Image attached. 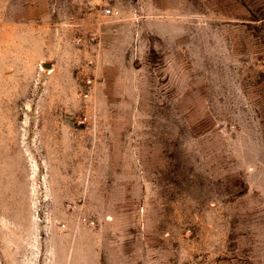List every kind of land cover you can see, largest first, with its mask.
Wrapping results in <instances>:
<instances>
[{
    "label": "rangeland",
    "instance_id": "1",
    "mask_svg": "<svg viewBox=\"0 0 264 264\" xmlns=\"http://www.w3.org/2000/svg\"><path fill=\"white\" fill-rule=\"evenodd\" d=\"M0 264H264V0H0Z\"/></svg>",
    "mask_w": 264,
    "mask_h": 264
},
{
    "label": "built area",
    "instance_id": "2",
    "mask_svg": "<svg viewBox=\"0 0 264 264\" xmlns=\"http://www.w3.org/2000/svg\"><path fill=\"white\" fill-rule=\"evenodd\" d=\"M105 12H106V13H112V12H114V11H113L111 8H106V9H105Z\"/></svg>",
    "mask_w": 264,
    "mask_h": 264
}]
</instances>
